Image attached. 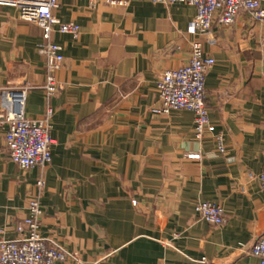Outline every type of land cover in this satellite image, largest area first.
<instances>
[{
    "label": "crops",
    "instance_id": "crops-1",
    "mask_svg": "<svg viewBox=\"0 0 264 264\" xmlns=\"http://www.w3.org/2000/svg\"><path fill=\"white\" fill-rule=\"evenodd\" d=\"M55 16L81 33L53 34L64 60L61 88L48 99L42 29L0 6V93L30 85L26 116L43 119L51 108L56 141L50 165L22 170L0 128V238L19 237L15 227L38 197L41 235L73 256L59 264H258L251 249L264 234V23L242 11L233 25L215 18L200 37L215 59L206 105L216 130L198 140L192 113H153L157 79L190 59L195 7L59 0ZM199 201L220 205L226 223L200 221Z\"/></svg>",
    "mask_w": 264,
    "mask_h": 264
},
{
    "label": "built area",
    "instance_id": "built-area-1",
    "mask_svg": "<svg viewBox=\"0 0 264 264\" xmlns=\"http://www.w3.org/2000/svg\"><path fill=\"white\" fill-rule=\"evenodd\" d=\"M86 1L92 8L107 5L126 9L134 1H149L153 4L173 5L183 3L195 7L196 16L190 27L195 37L191 44L188 63L177 69L164 72L156 81L159 105L153 109L157 115L172 111H188L194 116V135L202 140L206 134H215V126L209 118L206 105V77L215 65V59L205 54L200 39L213 27L215 18L222 25H233L240 12H247L255 22L264 23V0H77ZM0 6L15 7L23 21L36 24L43 31L44 42L39 46L45 58L46 82L42 87L47 98H52L61 88L56 73L64 60L63 49L52 40L54 33L80 36L81 28L76 23H63L56 16L59 0H0ZM264 53V34L260 39ZM30 85L6 88L0 93V128L6 129L5 145L11 161L22 170L45 168L53 161L52 149L56 144L52 136L53 111L48 108L43 119L32 120L26 116V101ZM218 150L225 151L221 134L215 135ZM200 159V155H191ZM261 191H264V157L258 176ZM45 182L38 181L41 189ZM195 213L200 221L214 226H223L227 221L224 209L211 201H199ZM43 210L38 197L29 201L27 217L16 225L18 238H0V264H59L73 256L64 247L41 235ZM251 253L264 264V234L252 245Z\"/></svg>",
    "mask_w": 264,
    "mask_h": 264
}]
</instances>
